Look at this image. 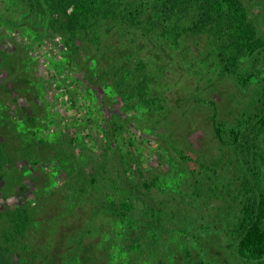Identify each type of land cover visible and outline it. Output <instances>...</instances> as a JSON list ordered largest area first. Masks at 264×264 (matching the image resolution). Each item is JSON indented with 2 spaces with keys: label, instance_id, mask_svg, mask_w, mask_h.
Segmentation results:
<instances>
[{
  "label": "trees",
  "instance_id": "obj_1",
  "mask_svg": "<svg viewBox=\"0 0 264 264\" xmlns=\"http://www.w3.org/2000/svg\"><path fill=\"white\" fill-rule=\"evenodd\" d=\"M21 1L25 4L16 10H9L17 13L18 18L12 21L7 15L0 19V26L14 30L25 29L32 37L31 40L38 41L48 29L54 31L62 44L64 58L92 60V70L100 71L104 80L111 81H105L108 83L105 87L109 95H118L124 108L132 111V114L138 110L142 115H153L162 109L160 102L165 99L160 96V89L169 86V76L165 75L166 72L175 71L173 68L192 73L194 78L201 80L203 65L193 59L195 49L191 51L187 42L200 36H205L203 38L206 40L212 38L210 42L215 41V51L222 59L215 70L218 75L241 71L236 74V78L232 76L236 80L233 79L232 93L229 91L231 84L226 87L231 93V99L236 100L238 95L245 92V88L255 85L251 91L244 93L247 99L242 101L243 108L238 112L233 125L228 122L229 119L219 120L214 113H209L207 119L211 121L222 153H230V158L237 161L242 177L232 175L227 177L229 183L226 181V168L220 164L222 155L218 160L209 162L197 158L194 160L197 170L178 169L173 177V186L159 187L157 194L152 192L158 175L143 178L146 155L142 150L145 147L141 150L138 143L143 144L144 139L139 135L133 138L124 134L131 117H134L131 113L127 120L121 116L118 118L122 120H117V115L102 119V147H99V154L90 157L85 152H96L99 148L95 142L91 146L85 144L84 138L77 131L75 136L69 137L70 141L64 150L61 149L55 155V164L64 162L63 168H67V175L75 177L78 183L79 179L96 181L94 173L100 170L104 173L110 165L108 178L114 186L116 181H120L124 192L104 201L102 208L118 219L125 229L133 232L134 223L136 226L139 219H135L132 210L139 203H132L131 197L135 201L141 200L142 219L145 217L147 229L152 231L150 238L145 237L144 240L149 243L162 238L163 248H156L157 258L152 254L154 257L151 259L157 264H180L171 250L172 243L165 240L166 235L169 236L173 230H185L180 234L182 239L195 243L194 248H198L193 251L189 245L178 247L188 264H212V255L199 247L200 231L209 229L211 233L218 229L228 237L239 259L264 263V137H260L264 133V33L257 29L250 17L247 0ZM10 2L14 7L18 6V0ZM143 38L146 43L144 46L137 43V40L140 42ZM115 44L121 45L115 48ZM111 50L113 54L120 52L121 55L124 52L123 59L114 56L111 59L108 55ZM190 53L192 58L189 57ZM247 59L252 60L250 67L243 66ZM8 75L12 76V73L8 72ZM189 86L192 88L191 93L187 94L189 100L198 104L201 100L200 88L191 82ZM207 90L211 94L212 87L208 86ZM70 99L72 105L76 106L74 98ZM6 112L7 109H0V133L7 135L0 142V163H4L13 152L26 157L40 154L43 141H34L36 131L31 128L23 133L17 130L14 119H8ZM91 122L93 119L88 117L85 124ZM86 125L83 128H87ZM65 138H68L66 133H55L56 143L65 144ZM169 148L158 152L159 162L165 160L170 168L175 165L177 167L178 163L171 158L172 146ZM76 150L78 152L75 153ZM177 151L180 159L186 161L187 157L182 156L181 149ZM81 159L84 169L92 166L93 174H87L80 165L76 168V161ZM91 162L94 165H90ZM56 168L60 166L56 165ZM130 174L135 175L134 181L129 178ZM232 180H239L238 188L233 187L234 184L230 183ZM220 188L226 190L232 202H236L237 214H229L228 208H218L219 212H214L215 217L221 221L218 223L214 218H205V214L214 215L211 211L216 206L211 198L215 194L213 192ZM171 193H180V201L169 196ZM196 204L198 207H195ZM191 208H202L203 211H193ZM24 212V215H18L12 221L15 231L23 227L28 218L34 221L28 211ZM177 225H184L183 229L169 227ZM210 236L212 240L218 238L217 235ZM130 238L132 247H142L140 238ZM77 243L75 239L74 245L77 246ZM76 256L73 254L74 260ZM42 258L46 259L44 256Z\"/></svg>",
  "mask_w": 264,
  "mask_h": 264
},
{
  "label": "rangeland",
  "instance_id": "obj_2",
  "mask_svg": "<svg viewBox=\"0 0 264 264\" xmlns=\"http://www.w3.org/2000/svg\"><path fill=\"white\" fill-rule=\"evenodd\" d=\"M247 3L250 17L257 29L264 33V0H247ZM23 4L25 2L18 0V6L14 7L10 0H0V19L8 15L12 21L15 20L18 18L17 13L9 10H16ZM203 37L187 42L191 51L195 49L193 59L203 65L201 80L183 70L173 68L175 71L166 72L169 86L160 89V96L165 99L160 102L162 109L153 115H142L138 110L133 114L126 110L118 95H109L105 85L111 81L104 80L100 71L92 70V60L78 61L74 57L73 60L65 59L59 37L51 29L38 41L31 40L25 29L0 26V109H7V118L14 119L17 130L23 133L31 128L36 131L34 141H43L40 154L35 157L13 152L4 163H0V264H157L151 259L154 255L157 258L155 249L163 248V242L160 237L157 242L147 243L144 240L145 237L150 238L152 231L147 229L145 217L142 219L141 200L135 201L131 197L132 203H139L132 210L135 219H139L136 226L134 223L133 232L125 229L118 219L102 208L104 201L124 192L120 181H116L114 186L108 178L110 165L104 173L101 170L94 173L92 166L84 169L82 159L77 160L76 168L80 165L87 174L94 173L96 179H79L80 184L75 177L67 175V168H63L64 162L55 164V155L61 149L64 150L70 141L69 137L75 136L77 131L88 146L95 142L98 148L102 147L101 123L106 116L117 115V120H122L130 117L129 113L134 115L124 134L133 138L139 135L144 139L143 144L138 143L141 150L145 147L142 150L146 155L143 178L158 175L156 187L152 188L156 194L159 193V187L173 186V177L178 169L197 170L198 166L194 162L197 158L209 162L218 160L222 155L220 164L226 168L225 179L232 175L242 177L237 161L230 158V153H222L211 121L207 119L209 113H214L219 120L229 119L228 122L233 125L243 108L242 101L247 99L244 93L251 91L255 85L248 86L244 93L232 100V87L236 81L232 76L236 78V74L241 71L219 76L215 70L222 59L215 51L216 43L209 41L212 38L206 40ZM144 42V38L140 42L137 40L142 46L146 44ZM120 45L115 44V48ZM109 53L111 59L114 56L122 60L125 55L124 52L121 55L120 52L113 54L112 50ZM189 57L192 58L191 53ZM251 61L247 59L243 66L250 67ZM189 81L200 88L201 100L198 104L191 102L187 95L192 89ZM230 84L231 93L226 88ZM208 86L212 87L211 94H208ZM70 97L74 98L76 106L72 105ZM88 117L93 122L86 125ZM85 125L87 128H83ZM56 132L67 134L65 144L56 143ZM6 136L0 133V142ZM260 137H264V133ZM169 146H172L171 158L178 163L177 167L170 168L165 160L159 162L158 152ZM100 149L85 152L91 157L99 154ZM177 149H181L182 156L187 157L186 161L180 159ZM56 165L60 168H56ZM90 165H94L93 162ZM129 178L134 181L135 175L130 174ZM226 181L229 183L230 179ZM230 183L234 184L235 189L239 187V180ZM213 193L215 196L212 195L211 200L216 209L212 213L219 212L218 208H228L232 215L237 212L236 202L231 201L225 189L220 188ZM180 195L171 193L169 196L180 201ZM197 204L195 207H198ZM194 209L203 211L202 208ZM24 211H28L34 221L28 218V222L15 231L12 221L16 216L24 215ZM210 214H205V218L211 217L221 222L215 213L213 216ZM182 226L169 227L179 229ZM183 231L173 230L169 236L166 235L165 240L172 243L171 250L178 262L188 264L178 247L189 245L193 251L198 248H194L195 243L182 239L180 234ZM215 231H200L199 247L212 255V264H264L239 259L234 254L230 239L220 230ZM212 234L217 235V240L211 239ZM130 236L140 238L142 247H132ZM75 239L78 240L77 246L74 245ZM73 254L77 255L78 261L74 260Z\"/></svg>",
  "mask_w": 264,
  "mask_h": 264
}]
</instances>
